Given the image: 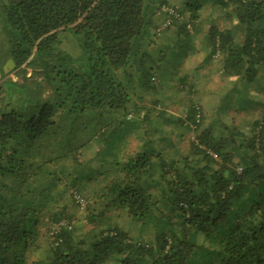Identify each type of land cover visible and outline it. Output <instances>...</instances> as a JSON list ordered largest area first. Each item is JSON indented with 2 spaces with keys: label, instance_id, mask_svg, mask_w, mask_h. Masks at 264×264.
<instances>
[{
  "label": "trees",
  "instance_id": "1",
  "mask_svg": "<svg viewBox=\"0 0 264 264\" xmlns=\"http://www.w3.org/2000/svg\"><path fill=\"white\" fill-rule=\"evenodd\" d=\"M0 15V82L25 74L0 83V264H264V0ZM63 32L86 68L64 67Z\"/></svg>",
  "mask_w": 264,
  "mask_h": 264
},
{
  "label": "rangeland",
  "instance_id": "2",
  "mask_svg": "<svg viewBox=\"0 0 264 264\" xmlns=\"http://www.w3.org/2000/svg\"><path fill=\"white\" fill-rule=\"evenodd\" d=\"M4 1H1L3 3ZM158 23L162 24L163 23V16H159L158 18ZM5 25L3 22V19L0 15V54L2 56L8 54V46H7V40L8 38L6 37L7 35L5 34ZM61 37V49L65 53V58L61 60L62 63H64V67L66 65H70L71 68H76V69H84L87 67V60L86 57L84 56V51H83V45H82V38L74 33L71 32H63L60 34ZM13 64L14 62L11 61L10 59H6L5 63L3 64L2 67V72L7 73L11 69H13ZM32 75V71L29 70L28 76ZM24 77L25 74L20 73L19 71L17 72H10L9 74L4 75L2 81H11L15 80L18 83H23L24 82ZM2 81L0 83H2ZM17 98H19V93H15ZM16 98V99H17ZM85 213V212H84ZM84 213H80L81 219L85 216ZM67 222L66 219H63L62 223ZM128 223V222H127ZM152 233L146 234L147 237L151 238Z\"/></svg>",
  "mask_w": 264,
  "mask_h": 264
},
{
  "label": "built area",
  "instance_id": "3",
  "mask_svg": "<svg viewBox=\"0 0 264 264\" xmlns=\"http://www.w3.org/2000/svg\"><path fill=\"white\" fill-rule=\"evenodd\" d=\"M163 13H167V15H169V18L164 21V23L158 28V33L162 34L163 32H165L172 24V18L176 17V11L174 9L168 8V7H164L163 8ZM76 198L78 199V202L80 203L81 206H85L86 202L85 200L77 195Z\"/></svg>",
  "mask_w": 264,
  "mask_h": 264
}]
</instances>
